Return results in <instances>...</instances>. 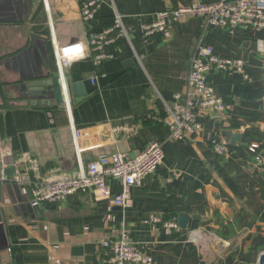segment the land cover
Here are the masks:
<instances>
[{
	"label": "crops",
	"instance_id": "obj_1",
	"mask_svg": "<svg viewBox=\"0 0 264 264\" xmlns=\"http://www.w3.org/2000/svg\"><path fill=\"white\" fill-rule=\"evenodd\" d=\"M190 1L99 0L87 24L78 0H0L1 164L14 168L0 179V264H107L102 242L123 230L153 264H259L264 200L252 172L264 171L256 160L264 156V54L255 45L264 27L209 28L202 17L185 16L169 37L141 34L140 22L154 12ZM116 13L124 33L112 58L95 66L87 51L63 71L83 82L85 96L65 91L58 103L49 93L32 94L39 87L33 84L58 71L55 45L86 42ZM202 45L243 59L248 77L212 71L214 91L230 110L199 112V133L171 139L162 119L167 107L182 102L189 60ZM225 132L239 140L232 143ZM212 139L226 140L227 153L217 154ZM152 140L162 143L163 162L130 187L126 207L93 191L30 204L36 181L75 175L101 154H133ZM110 186L119 192L117 182ZM153 217L177 227L157 223L155 230Z\"/></svg>",
	"mask_w": 264,
	"mask_h": 264
},
{
	"label": "built area",
	"instance_id": "obj_2",
	"mask_svg": "<svg viewBox=\"0 0 264 264\" xmlns=\"http://www.w3.org/2000/svg\"><path fill=\"white\" fill-rule=\"evenodd\" d=\"M80 17L89 24L96 16L99 0H78ZM185 16H199L209 28H224L233 30L238 26L264 27V0H191L188 4L170 7L154 12L151 19L141 21L140 32L150 37L161 34L171 35L172 25ZM124 33L122 17L116 13L112 21L98 32L90 34L86 42L77 40L64 45L54 46V56L58 71L69 67L74 60L83 58L87 51L92 55L95 66L112 58L111 48ZM256 50L264 54V38L255 42ZM233 71L248 77L246 64L238 57L218 55L208 45L199 46L189 60L187 72V89L182 102L173 107H167L162 122L166 124L169 138L181 140L202 130L199 112L223 114L230 110L231 105L222 96L216 94L209 80L212 71ZM211 145L217 154H225L228 145L224 139H212ZM256 143L249 146L250 152H255ZM7 154V153H6ZM1 161L3 157L1 156ZM162 143L149 141L141 150L133 154L113 152L101 154L89 161L75 175L57 179H44L34 183L30 204L37 207L40 204H53L66 200L69 196L81 191H93L100 198H107L110 203L126 207L129 203L130 187L141 185L145 176L153 173L163 162ZM256 160L264 163V156ZM3 169V168H2ZM2 173V176H1ZM4 178L3 171L0 179ZM119 184L117 194L111 193L110 182ZM154 229L161 223L164 229L176 228L175 222H161L153 217ZM105 249L104 262L107 264H153L150 253L138 247L130 238L129 232L123 230L119 236L102 242Z\"/></svg>",
	"mask_w": 264,
	"mask_h": 264
},
{
	"label": "water",
	"instance_id": "obj_3",
	"mask_svg": "<svg viewBox=\"0 0 264 264\" xmlns=\"http://www.w3.org/2000/svg\"><path fill=\"white\" fill-rule=\"evenodd\" d=\"M62 78H64V81L62 80ZM33 85L39 86L38 87L39 89L35 88L32 94L36 95V94H41L44 92L47 94L49 93L53 96L51 99L54 98V101L58 103L64 102V92L65 91L68 93V96L70 98L82 97V96H85L86 94L83 82L81 81L71 82L67 74H63V77H61L58 71H54L51 74V79L43 80ZM12 88H17V87H12ZM224 135L226 137L227 136L230 137V141L232 143L238 141L240 137V134H231L230 132H225ZM1 170L3 171V174L5 176H11L14 172L13 167L2 169L1 158H0V172ZM178 221H179L180 226L184 227L186 225L187 220L184 216H180ZM258 262L259 264H264V252L260 254Z\"/></svg>",
	"mask_w": 264,
	"mask_h": 264
},
{
	"label": "trees",
	"instance_id": "obj_4",
	"mask_svg": "<svg viewBox=\"0 0 264 264\" xmlns=\"http://www.w3.org/2000/svg\"><path fill=\"white\" fill-rule=\"evenodd\" d=\"M252 174L258 178V184L261 188V197L264 200V171L254 168Z\"/></svg>",
	"mask_w": 264,
	"mask_h": 264
}]
</instances>
